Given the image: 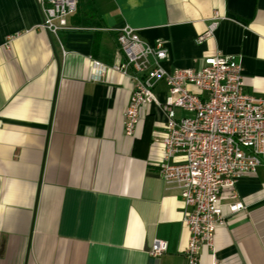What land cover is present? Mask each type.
Listing matches in <instances>:
<instances>
[{
  "label": "crops",
  "instance_id": "1",
  "mask_svg": "<svg viewBox=\"0 0 264 264\" xmlns=\"http://www.w3.org/2000/svg\"><path fill=\"white\" fill-rule=\"evenodd\" d=\"M36 1L0 0V264H186L180 190L157 174L166 116L144 105L124 133L132 82L112 69L123 61L116 33L164 40L167 71L234 55L245 92L264 97V0H79L57 37L40 29ZM93 60L106 67L97 80ZM154 93L163 101L166 85ZM236 195L245 208L216 229L214 257L264 264V161ZM156 239L167 249L153 257ZM198 264H212L210 249Z\"/></svg>",
  "mask_w": 264,
  "mask_h": 264
},
{
  "label": "built area",
  "instance_id": "2",
  "mask_svg": "<svg viewBox=\"0 0 264 264\" xmlns=\"http://www.w3.org/2000/svg\"><path fill=\"white\" fill-rule=\"evenodd\" d=\"M36 2L42 14L40 29L57 37L60 30L68 29L67 18L76 12L79 0ZM216 24L212 21L197 35L196 42L211 37ZM116 41L123 61L112 69L132 82L123 113L124 133L134 134L142 106L161 107L166 122L161 137L164 155L157 174L180 190L183 223L188 231L183 256L186 264H198L200 251L206 247L212 252V264H218L214 257L216 229L226 225L229 215L245 208L235 200L236 182L255 173L264 161V97L245 92L242 66L234 55L217 50L203 57L196 70L167 71L159 65L166 57L164 40L150 44L135 29L125 26L118 29ZM91 68L93 80L100 79L106 70L95 60ZM159 81L167 87L163 101L154 93ZM176 109L186 115L177 117ZM178 156L182 159H176ZM225 199L233 200L228 203L227 214L221 205ZM166 249V241L156 239L149 254L158 257Z\"/></svg>",
  "mask_w": 264,
  "mask_h": 264
}]
</instances>
